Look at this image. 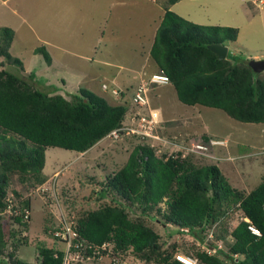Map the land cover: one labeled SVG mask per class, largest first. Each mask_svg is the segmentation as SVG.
Listing matches in <instances>:
<instances>
[{
    "label": "trees",
    "instance_id": "16d2710c",
    "mask_svg": "<svg viewBox=\"0 0 264 264\" xmlns=\"http://www.w3.org/2000/svg\"><path fill=\"white\" fill-rule=\"evenodd\" d=\"M178 1L167 0L150 46L157 71L167 76L185 104L221 109L243 122H264L261 72L255 73L245 60H234L228 51L219 59L208 47L234 41L238 28L187 20L169 9ZM12 38L10 28H0V211L8 205L5 198L13 176L33 186L45 180L42 170L48 146L82 153L120 127L129 114L126 103L111 104L88 88L80 87L66 98L49 94L9 71L6 64L23 68L21 59L9 52ZM43 54L50 61L45 51ZM29 77L43 82L33 73ZM209 139L217 137L203 133L202 140ZM195 156L192 151L182 156L181 149L168 157L157 156L151 147L136 143L126 162L101 183L98 207L82 209L71 219V249L80 244L84 258L96 260L103 255L115 264H124L130 254L145 264H183L175 258L178 252L195 259L196 264H264V179L242 193L230 186L216 162L199 164ZM11 193L18 204L12 209L18 206L21 213L7 219L20 231L26 230L31 217L23 215L31 210L30 199L15 190ZM237 211L242 214L240 220L228 230L226 216ZM3 218L0 216V264H9L7 258L14 255L8 252L4 256L11 236L3 230ZM155 221L168 228L164 235L154 229ZM250 226L260 234L255 235ZM182 232L193 240L185 250H178L173 237ZM10 233L15 234L14 230ZM214 240H220L221 247ZM36 249V264H62L65 248L41 242ZM12 264L28 263L17 258Z\"/></svg>",
    "mask_w": 264,
    "mask_h": 264
},
{
    "label": "rangeland",
    "instance_id": "374dc122",
    "mask_svg": "<svg viewBox=\"0 0 264 264\" xmlns=\"http://www.w3.org/2000/svg\"><path fill=\"white\" fill-rule=\"evenodd\" d=\"M167 4V0H0V28L8 27L13 31L9 52L23 63L20 70L6 64L9 71L49 94L58 93L68 98L78 88L85 87L111 104L126 103L131 121L151 109L157 116L160 137V140L131 135L117 139L106 137L82 153L48 146L42 170L45 180L33 186L22 184L13 176L7 189L8 192L15 190L20 196L27 195L31 209L26 230L20 231L16 224L8 221V216L2 220L6 236H11L4 253L7 257L8 252H13L14 256L7 258L9 264L17 258L36 264L37 243L65 248L59 230L66 228L78 211L98 207L101 183L126 162L136 143L149 146L157 156L165 154V157L185 145L202 146L193 152L198 155L196 162H216L230 186L242 193L249 192L264 179V122H243L221 109L185 104L169 82L151 84L147 103L136 104L133 96L139 86L131 75L135 72L137 76L141 69L150 72L156 69L149 50ZM169 9L201 25L238 28L236 39L227 44L228 54L234 60L249 63L264 61V0H179ZM44 51L50 61L45 59ZM260 72L264 77V67ZM32 73L45 83L32 80L29 77ZM139 75L148 77L143 72ZM121 80L130 81V88L118 85ZM117 86L124 96L122 92L111 95L112 88ZM203 133H212L217 140L205 142ZM168 142H177L178 146ZM161 207L164 208V204ZM241 215L240 211L229 213L225 227L233 229ZM153 227L161 235L168 229L156 221ZM57 236H60L58 240ZM173 238L178 250L193 240L185 232ZM230 240V236L227 237V241ZM169 241L168 244L172 242ZM114 262L100 255L82 264ZM123 263L145 264L132 254Z\"/></svg>",
    "mask_w": 264,
    "mask_h": 264
},
{
    "label": "built area",
    "instance_id": "2783aa9c",
    "mask_svg": "<svg viewBox=\"0 0 264 264\" xmlns=\"http://www.w3.org/2000/svg\"><path fill=\"white\" fill-rule=\"evenodd\" d=\"M168 78L166 75L164 74H158V75H153V77L148 80V81H141V83L139 84L138 87V91L134 94L133 98L136 102V104H138L139 106H143L140 104H146V100L147 99V92L150 89V84L153 83L154 81L157 82H167ZM113 93H117L116 90H113ZM142 108V107H140ZM151 109L146 112L143 113V115L138 114L135 118L131 120H129V117L126 118L127 120H125V122H123V124L120 127H117L113 130H111L106 137L112 138V139H117V137H121L123 135H138L141 136L142 139H151V140H160L159 134L157 132V116L154 113H151ZM169 144H172V146H178L177 142H168ZM197 148H201L202 146H196ZM195 145H185L182 146L181 149L182 150V156H185L186 154H188L190 151L194 152L196 151ZM205 149V148H203ZM179 150V149H177ZM187 151V153H183ZM171 154H167L166 157H168ZM13 194L11 192L8 193V196L6 199V201L8 202V205L6 206V208L2 209L0 211V216H8L6 218H9L10 215H17L20 214L21 211L19 209V207L17 206L16 209H12L13 206L18 205L17 202L15 200H13ZM28 215H30V211L26 210L23 217H27ZM61 228V227H60ZM250 229L252 230V232L255 235H259V231L254 227V226H250ZM60 236H63V240L66 243V247H65V252L63 255V259H62V264H71L72 261H83L87 259L83 257V255L80 252V248L81 245L80 244H75L74 248L71 249L72 246V231H71V226L70 224H66V228L60 229L59 230ZM60 236H57L60 238ZM218 247H221V243L218 242ZM175 258L179 261H181L183 264H196V260L191 258L190 256H187L181 252H178L175 254Z\"/></svg>",
    "mask_w": 264,
    "mask_h": 264
},
{
    "label": "water",
    "instance_id": "95a60500",
    "mask_svg": "<svg viewBox=\"0 0 264 264\" xmlns=\"http://www.w3.org/2000/svg\"><path fill=\"white\" fill-rule=\"evenodd\" d=\"M208 47L211 51H213L215 54H217V57L219 59L225 58L227 51H228V47L223 46L221 44H210V45H208ZM250 63H251L252 69L255 73L260 72V70L263 69V67H264V61L263 60L253 61Z\"/></svg>",
    "mask_w": 264,
    "mask_h": 264
},
{
    "label": "clouds",
    "instance_id": "9594fccd",
    "mask_svg": "<svg viewBox=\"0 0 264 264\" xmlns=\"http://www.w3.org/2000/svg\"><path fill=\"white\" fill-rule=\"evenodd\" d=\"M227 46V45H226ZM139 72H142L141 70H138V75L136 76V74H135V72H133L132 73V75H131V77L135 80V81H137V83H136V85L137 86H139V84L141 83V81H143V80H145V81H148V80H150L152 77H153V75H158V74H163V73H161V72H158L157 70L155 71V72H153L152 74H150V75H148V77H147V79L146 78H144V77H141V75H139ZM143 74H145L144 72H143ZM165 75V74H164ZM142 78L141 79V81L139 80V78ZM156 83H158L157 81H154L153 83H151L152 85H155ZM151 84H150V89L152 88V86H151ZM103 88H106V86H103ZM149 89V90H150ZM113 90H116V91H118L117 93H113ZM122 92V90L117 86V88H112V94L111 95H120V93ZM123 93V92H122ZM136 92H134V94H135ZM124 94V93H123ZM147 97H148V95H147ZM65 243V242H64ZM65 245H66V243H65Z\"/></svg>",
    "mask_w": 264,
    "mask_h": 264
},
{
    "label": "crops",
    "instance_id": "0c3cea01",
    "mask_svg": "<svg viewBox=\"0 0 264 264\" xmlns=\"http://www.w3.org/2000/svg\"><path fill=\"white\" fill-rule=\"evenodd\" d=\"M228 47V46H227ZM154 67H156L155 66V64H154ZM128 70H131V68L130 69H128ZM142 70V69H141ZM157 69H154L152 72H150V71H148V70H143L142 72H144L147 76L148 75H150V74H152L153 72H155ZM132 78V77H131ZM133 79V78H132ZM134 80V79H133ZM122 82H120L118 85H120V86H122L123 88H127V89H129L130 88V81H129V83H124L123 81L124 80H121ZM135 81V80H134ZM124 93V92H123ZM122 93V95L124 96V94ZM112 98V97H111ZM113 99V98H112ZM108 101V100H107Z\"/></svg>",
    "mask_w": 264,
    "mask_h": 264
}]
</instances>
